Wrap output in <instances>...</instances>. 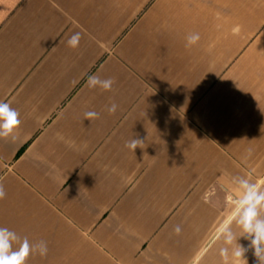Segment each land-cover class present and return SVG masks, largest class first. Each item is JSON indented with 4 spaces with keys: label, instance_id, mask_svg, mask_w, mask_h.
Here are the masks:
<instances>
[{
    "label": "crops",
    "instance_id": "0c3cea01",
    "mask_svg": "<svg viewBox=\"0 0 264 264\" xmlns=\"http://www.w3.org/2000/svg\"><path fill=\"white\" fill-rule=\"evenodd\" d=\"M0 102V227L48 247L26 264H225L234 179L264 188V0H0Z\"/></svg>",
    "mask_w": 264,
    "mask_h": 264
},
{
    "label": "clouds",
    "instance_id": "9594fccd",
    "mask_svg": "<svg viewBox=\"0 0 264 264\" xmlns=\"http://www.w3.org/2000/svg\"><path fill=\"white\" fill-rule=\"evenodd\" d=\"M81 34L74 33L67 41L71 48H77ZM199 40L198 34L189 35L187 44L193 45ZM114 80L111 78L101 79L98 76L88 77V86L90 88L99 87L104 91H111ZM117 105L112 104L107 110L109 114H114ZM85 119L91 121L99 117L95 111H88L85 114ZM19 112L10 106L9 103L0 102V138H8L13 136L14 131L20 126ZM143 141L138 138H133L126 144L130 150H135L143 145ZM239 191L240 197L236 203L235 222L241 230V235L237 236L229 226H225L222 231L224 243L232 246L231 260H229V249L222 248L220 255L223 257L225 264H248L245 258V253L248 248H245L238 243L240 237H244L250 241L249 248L253 250V255L256 258L257 264H264V188L250 182L247 178L238 177L234 179ZM6 197V191L3 184H0V200ZM177 233L180 231L176 228ZM18 244L19 247L13 249V244ZM48 253L46 241L31 243L27 237L21 239L15 232L8 228L0 227V264H26L30 255L38 254L45 257Z\"/></svg>",
    "mask_w": 264,
    "mask_h": 264
}]
</instances>
